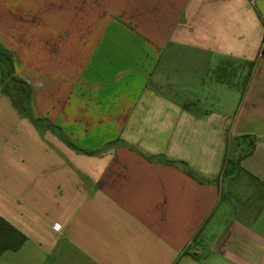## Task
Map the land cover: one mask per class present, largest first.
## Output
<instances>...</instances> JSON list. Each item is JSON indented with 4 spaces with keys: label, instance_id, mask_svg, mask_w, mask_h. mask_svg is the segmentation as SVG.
Here are the masks:
<instances>
[{
    "label": "crops",
    "instance_id": "obj_1",
    "mask_svg": "<svg viewBox=\"0 0 264 264\" xmlns=\"http://www.w3.org/2000/svg\"><path fill=\"white\" fill-rule=\"evenodd\" d=\"M0 49V264H264V0H0Z\"/></svg>",
    "mask_w": 264,
    "mask_h": 264
},
{
    "label": "trees",
    "instance_id": "obj_2",
    "mask_svg": "<svg viewBox=\"0 0 264 264\" xmlns=\"http://www.w3.org/2000/svg\"><path fill=\"white\" fill-rule=\"evenodd\" d=\"M262 53L264 54V49ZM0 61L1 63H4L5 67L7 68L6 71L1 72V83H2L3 93L11 99L13 106L17 109L19 113L29 116V110H28L29 90L27 89L26 83L22 79L15 77L13 75L12 59L9 54H7L5 51L1 49H0ZM9 83L13 85L12 89H9L7 85ZM247 138L250 137L243 136L240 139H247ZM255 141H256L255 139L250 138V146L248 147L247 152L243 154L241 157H246L251 154ZM229 162L230 159L228 157L227 158L225 157L221 169V175H224L227 172V165L229 164ZM188 174L193 176L191 171H188ZM25 241H26V237L21 232H19L16 228H14L7 221H5L3 218L0 217V255L6 251H17L18 249L21 248V246L24 244Z\"/></svg>",
    "mask_w": 264,
    "mask_h": 264
},
{
    "label": "rangeland",
    "instance_id": "obj_3",
    "mask_svg": "<svg viewBox=\"0 0 264 264\" xmlns=\"http://www.w3.org/2000/svg\"><path fill=\"white\" fill-rule=\"evenodd\" d=\"M6 69L7 68L5 67L4 63H1L0 64L1 72L6 71ZM7 85L9 87V89L13 88V85L11 83H9ZM233 148L234 147H232V146L229 147V151L227 153V157L230 159V162L227 165V172L224 175H222L224 177V180H225L224 185H223V189H224V191H226V193L229 192V190H231L233 192V197L232 198L230 197L229 199L231 200V202L239 203L240 199L243 201V199H242L243 195L242 194H245V191L248 190V185H245L243 180H241V179H238L236 181V183H229V181H228L229 177L233 174V171L235 170V168L232 165V160L237 161L238 155H239L238 152L233 151ZM255 195H256V193H254L252 196H255Z\"/></svg>",
    "mask_w": 264,
    "mask_h": 264
}]
</instances>
